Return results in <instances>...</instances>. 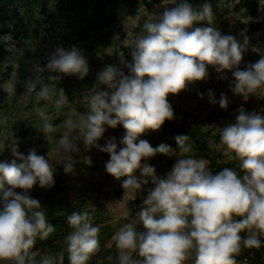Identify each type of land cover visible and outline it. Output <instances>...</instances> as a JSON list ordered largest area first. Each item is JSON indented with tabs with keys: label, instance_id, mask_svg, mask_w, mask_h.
I'll use <instances>...</instances> for the list:
<instances>
[{
	"label": "clouds",
	"instance_id": "obj_1",
	"mask_svg": "<svg viewBox=\"0 0 264 264\" xmlns=\"http://www.w3.org/2000/svg\"><path fill=\"white\" fill-rule=\"evenodd\" d=\"M214 19L209 0L198 6L179 0L174 7L156 13L128 46L131 61L121 60L128 73L121 66L105 65L83 97L86 114L65 121L67 131L58 141L62 157L59 163L65 173L73 170V153L80 152V141L85 151L96 148L109 154L105 170L117 180L124 178V190H145L151 185L146 188L137 216L142 230L133 221L122 225L112 237L118 249V264H185L193 256V264H236L235 256L242 247H261L264 115L241 106L234 121L219 127L220 143L209 142L210 148L223 147L230 160L240 161L242 176L230 167L213 173L207 160L188 155L193 150L188 135L175 137L176 148L167 143L153 147L140 138L175 119L169 95L207 81L209 66L218 74L217 79H228L225 70L231 71L230 91L245 101L250 94L264 89V54L240 69L248 37L244 35L241 43L233 35L222 34L212 26ZM200 22L208 26H194ZM45 68L80 80L90 71L86 56L75 46H57ZM37 84V101L56 96L57 109L68 102L63 88H52L40 77L35 83L26 81V93L35 91ZM101 85L110 91L100 90ZM198 95L200 99L206 95L210 104L218 103L221 109L226 110L230 103L225 93L217 100L212 89ZM37 112L45 121L38 130L46 136L55 130L54 125L43 110L37 108ZM118 125L125 129L122 138L113 136L103 145L98 143L107 130L105 126ZM74 131L77 138L70 135ZM10 154L12 159L0 161V261L64 264L62 252L37 261L36 253L30 251L37 237L45 240L55 231L41 210L40 200L30 195L37 184L43 189L54 186V164L38 155L35 148L26 155L21 153L16 142L11 143ZM157 154L175 158L163 175H158L156 167L148 162ZM84 159L91 163L90 157ZM67 222L72 229L65 237L69 264H87L99 251L100 227L93 225L88 211L72 212ZM133 253L141 259H133Z\"/></svg>",
	"mask_w": 264,
	"mask_h": 264
},
{
	"label": "rangeland",
	"instance_id": "obj_2",
	"mask_svg": "<svg viewBox=\"0 0 264 264\" xmlns=\"http://www.w3.org/2000/svg\"><path fill=\"white\" fill-rule=\"evenodd\" d=\"M189 3L194 6H198L204 2V0H188ZM219 6L220 12L228 19V25L218 30H223L224 35H233L243 43L244 35L248 37V44L246 50L243 52V59L239 65L240 69H245L249 63L256 62L262 54H264V0H215ZM57 3V0H50L48 9H52ZM179 0H120L116 6L110 5L111 10L106 9V15L111 21L110 25L106 27L99 34H93V38L96 41L102 40V47L97 49L96 52L90 51L84 48L82 43H74L73 46L83 51L89 64V68H94L96 72L102 70L107 64L121 65V60L125 61L127 55L130 56V49L128 46L131 44L133 38L142 33L143 25L150 21V19L159 12H162L165 7H174ZM196 25L208 26L207 22H200ZM195 26V25H194ZM243 33V35H242ZM100 35L105 37L99 38ZM52 39L47 40L41 47L43 53L36 54L25 58L23 63L24 71L21 70L16 60V52H14V43L7 48L5 52L9 58L8 66L4 70L7 72L5 81L0 84V105H5L3 113L0 116V143H3L4 147L0 148V151L8 147L7 154H10V145L13 142L18 144L19 151L27 154L32 148H35L38 155H44L46 159H49L50 163L54 164V179L58 177L60 173L63 174V184L66 185V192L58 195L66 204H74L76 201H87L89 207L97 212L103 213L106 217V224L110 226L111 233L108 234L107 245L113 244V235L124 224L125 220L132 217L134 213V201L140 195L141 190L131 191L124 190L121 187V180H117L112 175L108 174L105 170V164L109 160V154L99 151L96 148H92L89 151L84 150L83 143L78 141L80 152L73 153L74 164L73 170L70 173H65L61 160L59 139L65 131V121L69 118L76 119L81 115L86 114L87 107L83 108L85 104L83 97L88 93L96 79L89 78L88 83H84L77 76H65L63 74L49 72L43 63L44 55L50 52L52 47ZM54 51L57 46L62 47V42L59 39L54 38ZM95 43L94 41L92 42ZM131 61V56L129 62ZM124 68H126L124 66ZM44 69V71L42 70ZM128 69L125 71L127 72ZM235 70V69H233ZM227 72L228 79H217L218 74L214 69L209 66L210 78L207 81H199L193 85H189V89L182 91L178 95H169L168 100L171 103L175 120L180 122L184 114H191L197 121L200 127V131L210 130L212 135H219V127L224 126L228 122L234 121L235 116L238 115V109L243 106L247 111H257L261 115H264V104L261 100L264 98V89H258L254 94H250L249 98L245 101L241 96L234 95L230 91V81L233 79L231 71ZM127 74V73H125ZM51 76L53 79L70 78L71 89L73 99L68 95V102L61 105L59 109L55 106L56 96H52L50 99L45 100L43 105L29 107L30 98L26 93L25 83H35L36 77L42 78V76ZM56 88H63L62 85H56ZM209 89L214 91L215 97L219 100L220 94L225 93L229 98V105L227 109H221L219 104L212 105L208 102L206 95L205 99H200L198 93H207ZM100 90L110 91L104 89L101 85ZM36 98V95H35ZM37 101V98L35 99ZM7 104V105H6ZM53 106V110L50 108ZM37 108L43 110L48 117V120H54L60 118L58 123L54 124V131L48 133L46 136L42 132L43 137L36 145L38 140V133L34 134V131L40 127L45 121L38 114ZM6 120V123L3 121ZM22 120L33 121L29 133L23 139L9 141L10 135L14 134L16 130L23 127ZM106 127V132L103 138L98 143L103 145L105 140L115 136L117 140L123 137L125 129L122 125H118L116 128ZM162 129L152 131L149 130L141 139H146L152 146L158 143H167L173 148H176L175 135L167 133ZM70 135L73 138L78 137L77 132H72ZM6 142V144H5ZM190 143V142H189ZM219 144V142H215ZM38 146V147H37ZM120 147H123L120 145ZM226 149L221 147L216 149V156L219 161L230 160L228 155L225 154ZM188 155H192L197 159L210 160L202 154L197 152L196 148H193L192 152ZM85 157L91 158V163L85 162ZM84 162L89 164L91 168L83 167L80 163ZM151 165H154L158 175L165 174L175 162V158L159 157L156 155L150 158L148 161ZM95 166V167H94ZM139 174V171H137ZM36 189H41L39 185H35ZM44 207V203H41ZM43 209V208H42ZM41 209V210H42ZM43 211V210H42ZM262 240L261 247L264 250V235L260 236ZM251 248H243L237 255H243L246 251H250ZM118 256V255H117ZM133 259H141L136 253H133ZM194 256L190 258L185 264H193ZM0 264H9L7 261H0ZM113 264H118L117 257L114 259ZM236 264H254L247 259L236 261Z\"/></svg>",
	"mask_w": 264,
	"mask_h": 264
},
{
	"label": "trees",
	"instance_id": "obj_3",
	"mask_svg": "<svg viewBox=\"0 0 264 264\" xmlns=\"http://www.w3.org/2000/svg\"><path fill=\"white\" fill-rule=\"evenodd\" d=\"M49 1L0 0V84L5 81L7 76L4 68L6 66L11 68V66H8L9 58L7 56L5 58L4 54L12 43H14V52L17 55L15 61L19 64L22 71H24L23 63L25 62V58L27 59L35 55V53H43L44 49L41 48L43 47L42 44L49 39H52V47L49 50L50 52L44 55L42 61L45 64L49 62L54 52V38L62 42L63 48L70 47L74 43H82L84 48L96 52L97 49L102 47V40L96 41V38H93V34H99L110 25L111 21L107 17L105 10H111L110 5L116 6L120 0H57L56 5L52 9H48ZM209 2L215 13V19L212 25H215L219 29L227 26L228 19L222 11L220 12L215 0H209ZM221 33H223V30H221ZM101 37L105 36L100 35L99 38ZM93 41L95 42L94 44L92 43ZM129 59L130 56L127 55L125 62H129ZM121 67L125 73H128V70L127 72L125 71L127 67ZM89 69V74L82 80L84 83H88L91 77L96 79L98 72L94 68ZM41 79L52 88H56L58 84L62 85L66 95L73 99L70 78H60L57 80L51 78L50 75H45ZM104 89H107V87L104 86ZM38 91L39 84L36 85L35 91L32 92L29 107L39 106L45 103V100H35V95ZM261 103L264 104V98L261 100ZM4 107L7 106L0 105V116L5 113L6 109L3 110ZM82 107L85 108L87 106L84 104ZM50 108L53 110L54 107L51 106ZM85 109L88 111V108ZM59 120L60 118H56L50 122L54 125ZM32 123L33 121L26 122V120H22L23 127L10 135L9 141L23 139L29 133ZM161 130L175 136L181 134L188 135L190 137L189 142L193 148H196L199 154L204 155L210 160V169L213 173L225 167H230L235 169L239 175H243L239 167V160L219 161L217 159L216 149L210 148L209 142H219V135H212L210 130L200 131L197 121L191 114H184L180 122H177L175 119L165 121ZM36 133H38V140L35 142L37 145L43 135L38 128L34 131V134ZM159 144H155L153 147ZM7 149L8 147L5 146L0 151V161L13 158L8 156ZM157 155L162 158L166 157L162 154ZM80 164L83 167L91 168L89 164L84 162ZM62 176V173L58 175L55 179L54 186L50 189L41 188L37 190L36 187H33L30 190V195L33 198L39 199L41 203H44L42 210L45 213L48 223L52 224L55 228V231L47 239L40 240L37 237L30 251L36 253L35 259L37 261L45 255H57L62 252L64 254V264H69L65 237L72 229L67 222V216L72 212L88 211L93 217V225L100 227V233L98 234L100 248L90 258L87 264H113L114 259L118 255V249L115 246V242L111 246L107 245L108 234L111 233V230L110 226L105 222V214L93 211L87 201L81 200L76 201L74 204H66L61 197H58V195L66 192V185L63 184ZM149 186H145V190H141L140 195L135 199L133 207L134 213H139L141 210L142 200L146 195V188ZM17 191L22 190L17 189ZM132 215V217L125 220L124 224L137 221L138 215ZM136 226L138 230H142V225L138 221ZM241 235L244 236L246 233L242 232ZM108 257H112V259L109 260ZM235 259L236 261L247 259L254 264H264V250L262 248H251L250 251H246L242 256L236 255Z\"/></svg>",
	"mask_w": 264,
	"mask_h": 264
}]
</instances>
